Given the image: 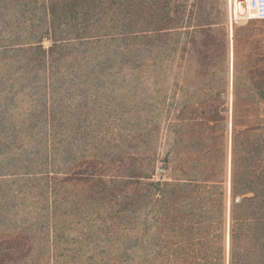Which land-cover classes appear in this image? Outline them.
I'll list each match as a JSON object with an SVG mask.
<instances>
[{
  "label": "trees",
  "instance_id": "1",
  "mask_svg": "<svg viewBox=\"0 0 264 264\" xmlns=\"http://www.w3.org/2000/svg\"><path fill=\"white\" fill-rule=\"evenodd\" d=\"M0 264H264V19L0 0Z\"/></svg>",
  "mask_w": 264,
  "mask_h": 264
},
{
  "label": "built area",
  "instance_id": "2",
  "mask_svg": "<svg viewBox=\"0 0 264 264\" xmlns=\"http://www.w3.org/2000/svg\"><path fill=\"white\" fill-rule=\"evenodd\" d=\"M230 23L244 19H264V0H228Z\"/></svg>",
  "mask_w": 264,
  "mask_h": 264
},
{
  "label": "rangeland",
  "instance_id": "3",
  "mask_svg": "<svg viewBox=\"0 0 264 264\" xmlns=\"http://www.w3.org/2000/svg\"><path fill=\"white\" fill-rule=\"evenodd\" d=\"M225 2H226L227 20H228V24H229V26H230L232 23H239V22L244 21V19H241V20H238V21H236V22H232V23H230V20H229V5H228V0H225Z\"/></svg>",
  "mask_w": 264,
  "mask_h": 264
}]
</instances>
